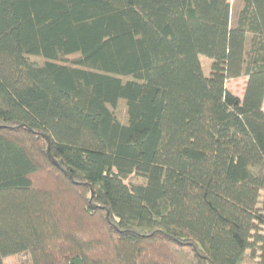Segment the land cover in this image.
Instances as JSON below:
<instances>
[{
    "label": "trees",
    "instance_id": "16d2710c",
    "mask_svg": "<svg viewBox=\"0 0 264 264\" xmlns=\"http://www.w3.org/2000/svg\"><path fill=\"white\" fill-rule=\"evenodd\" d=\"M0 264H264V0H0Z\"/></svg>",
    "mask_w": 264,
    "mask_h": 264
},
{
    "label": "rangeland",
    "instance_id": "374dc122",
    "mask_svg": "<svg viewBox=\"0 0 264 264\" xmlns=\"http://www.w3.org/2000/svg\"><path fill=\"white\" fill-rule=\"evenodd\" d=\"M229 3L231 6V23L234 24L238 13L243 7L244 0H229ZM199 59L201 61L204 74L208 76L211 60L204 56H199ZM245 81L246 79L244 78V76L238 79L228 80L226 83V88L241 99L244 91ZM123 114H124V110L122 108L119 109L118 115L121 116L122 118Z\"/></svg>",
    "mask_w": 264,
    "mask_h": 264
}]
</instances>
